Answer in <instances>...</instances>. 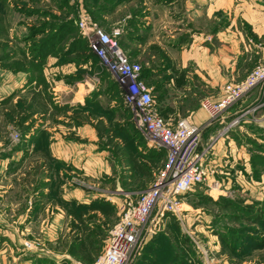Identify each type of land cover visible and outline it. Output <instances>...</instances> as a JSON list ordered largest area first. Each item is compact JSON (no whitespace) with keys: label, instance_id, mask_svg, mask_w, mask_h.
Wrapping results in <instances>:
<instances>
[{"label":"rangeland","instance_id":"374dc122","mask_svg":"<svg viewBox=\"0 0 264 264\" xmlns=\"http://www.w3.org/2000/svg\"><path fill=\"white\" fill-rule=\"evenodd\" d=\"M222 1L225 12L215 0H203L202 11L192 17L187 0H0L1 264H37L42 258L50 264L88 263L68 252L71 242L88 232L99 236L103 250L125 201L135 200L152 185L165 165V149L152 141L138 125L134 110L123 104L122 89L114 74L92 56L79 21L106 32L122 27L118 43L141 65L153 105L161 113L166 109L161 100L170 91L161 88L178 74H166L172 67L169 61L133 57L140 50L133 41L139 38L140 26L148 29L143 36L177 49L193 43L217 45L216 33L233 21L242 28L243 58L238 67L247 73L263 60L264 0ZM147 50L153 54L156 49ZM13 76L20 77L22 87L11 91ZM191 81L186 84L190 91L203 90L202 81ZM204 98L212 99L203 90L188 100L201 107ZM261 108L252 105L239 111L215 133H229L248 151L249 168L242 171L240 165L228 164L227 173H222L208 166L209 182L183 195L189 208L158 223L154 220L151 234L129 264H264V246L252 248L253 239L264 238V228L242 218L243 208L264 203ZM87 116L95 127V154L88 155L95 156V170L90 164L73 166L52 158L48 139L58 126L65 140L80 141L76 129L67 124H85ZM131 158L148 166L151 177L137 171ZM77 203H100L110 211L104 215L88 210L93 217L85 224L73 222L69 213ZM154 248L158 257L153 256Z\"/></svg>","mask_w":264,"mask_h":264},{"label":"built area","instance_id":"2783aa9c","mask_svg":"<svg viewBox=\"0 0 264 264\" xmlns=\"http://www.w3.org/2000/svg\"><path fill=\"white\" fill-rule=\"evenodd\" d=\"M78 26L88 39L89 50L114 74L117 87L122 89L123 104L134 110L138 125L148 132L152 141L165 149V165L157 179L135 200L125 201L119 219L108 232L102 252L90 263L129 264L142 241L151 234L153 221L158 223L168 215L183 213L186 210L183 195L209 182L206 161L222 132L202 146L204 132L219 121L225 111L253 92L257 93L254 109L264 107V56L242 79L225 82L218 99H202L201 107L207 114L205 121L194 123L187 118L171 121L154 107L150 88L141 76V65L130 60L119 45L122 27L117 25L106 32L94 25L87 26L83 21H79ZM25 245L32 247L31 243Z\"/></svg>","mask_w":264,"mask_h":264},{"label":"crops","instance_id":"0c3cea01","mask_svg":"<svg viewBox=\"0 0 264 264\" xmlns=\"http://www.w3.org/2000/svg\"><path fill=\"white\" fill-rule=\"evenodd\" d=\"M203 0H187V8L186 10H191L192 17H196L200 14V10L202 11V2ZM197 2V4H196ZM215 3L219 5L221 11H226V3L222 0H215ZM217 8L213 9L216 10ZM211 7H209L206 11L207 17L209 16ZM212 11V10H211ZM192 19V18H191ZM194 19V18H193ZM181 21V20H180ZM135 24H140V21H134ZM141 25V24H140ZM190 28H185L188 31ZM177 30L182 31V28L178 27ZM240 30L242 28L240 25H236L235 22H230L229 25L223 26L216 33V40L220 42L217 45L210 46L207 44H196L193 43L190 46H181L177 49L168 47L165 44H162L160 39H153L149 36H143V34L148 31L145 26H140L138 28L137 35L139 38L134 39V42L139 43L138 52L135 53L133 57L137 59H143L144 56L149 61L155 60L156 63H164L165 61H169L172 64L166 74L169 75L172 72L178 74V77L175 79H170L167 84L163 85L161 90L164 87H169L170 91L167 93L168 95H164V99L161 102L165 105L166 109L161 111L162 115L167 120H175L177 117L185 116L189 121L194 123H202L206 120L207 114L206 112L198 105H194L189 102V98H195L199 96V92L203 91L212 98V100H216L221 95V86L229 81V80H239L242 79L246 75V69L242 70V68L238 67L237 63L240 58H243L242 51V36L240 34ZM254 31V29H253ZM262 32V30H261ZM142 37V38H140ZM155 48V53L148 52V48ZM158 50V53L156 51ZM260 54V53H259ZM146 60V63H147ZM145 63V62H144ZM189 66L192 67L191 71H185ZM195 76V77H194ZM156 77H161V74H157ZM12 85L11 91L16 89L17 87H22L21 83L17 81L20 80V77L13 76L12 77ZM194 79L196 81H202L203 90L200 89L197 92L190 91L191 88L187 82H192ZM15 82V83H14ZM189 87V88H188ZM10 91H7L9 93ZM257 93L253 92L245 98L241 99L237 104L238 107L235 108L237 104L230 107L227 111H225L223 117L214 123L211 127H209L203 134L202 138V146H204L209 140L214 137L216 131L231 117L235 116L239 111L245 110V108H249L252 105L257 103L256 101ZM262 109V108H259ZM258 115H262L260 110H258ZM86 114V113H85ZM262 122L264 115H262ZM88 117V116H87ZM89 120H91L90 116L86 119L85 124H80L78 126H74L73 122L70 121L71 130L76 129L77 134L79 135L80 141H70L69 139L64 138L62 134L64 131L59 129L54 132V135L49 137V154L52 158L57 159L59 161H63L67 164H73V166H83L91 165V169L95 170V156L88 157V155L95 154V127L90 124ZM242 122H248V120H243ZM241 129L246 130V125L238 126ZM56 126H51L49 129L55 130ZM68 130V127H66ZM234 138L227 133L224 136H220L214 143L211 150V153L208 156L207 166H213L217 171H221L222 173H227L228 164L229 166L240 165L241 169L246 170L249 166L246 167L245 161L249 158V153L246 151L242 145L236 144L233 140ZM81 146V147H80ZM86 157V159H85ZM84 159V160H83ZM90 159L93 163H89ZM243 166V167H242ZM246 167V168H245ZM235 169V167H233ZM232 169L236 173V170ZM219 176V175H218ZM220 177V176H219ZM264 174L262 175V178ZM221 179L223 177H220ZM223 180V179H222ZM263 182V181H262ZM228 187V185H226ZM195 190V188L193 189ZM191 190V191H193ZM190 204L186 203V210L189 208ZM58 223H55L56 226ZM0 264H1V256H0Z\"/></svg>","mask_w":264,"mask_h":264},{"label":"trees","instance_id":"16d2710c","mask_svg":"<svg viewBox=\"0 0 264 264\" xmlns=\"http://www.w3.org/2000/svg\"><path fill=\"white\" fill-rule=\"evenodd\" d=\"M92 56L97 58L93 53ZM143 75H145V72L142 73L141 71V76L144 77ZM131 161H132L131 163L133 164L134 168L137 171L141 173L146 172L147 178L151 177V173L147 172L146 169L148 166H146L144 163L139 161L137 158L136 159L131 158ZM243 209L245 210L242 217L244 220L253 224H259L264 228V203H262L259 207L248 205ZM88 210L100 211L104 215H108L110 211L109 207L103 206L100 203H96V204L77 203V205H75L70 210L69 214L73 217V222L76 219L77 221L85 224L86 218L90 219L93 217L92 215H89L87 213ZM262 237H264V235ZM259 238L260 237L253 239L255 240V243L254 242L252 243V248H261L262 246H264V238H260V243H258L257 240H259ZM185 241L187 242V240L184 239V242ZM102 246H103V241L99 238V236L92 233L83 232L71 242L68 252L74 257H79L80 260H83L88 263H93L98 257V255L102 252ZM152 252L154 257H158L159 251L157 249L154 248ZM37 264H50V262L47 259L42 258V259H38Z\"/></svg>","mask_w":264,"mask_h":264}]
</instances>
